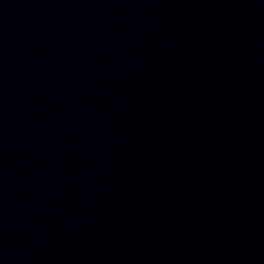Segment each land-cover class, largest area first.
<instances>
[{"label": "water", "instance_id": "obj_1", "mask_svg": "<svg viewBox=\"0 0 264 264\" xmlns=\"http://www.w3.org/2000/svg\"><path fill=\"white\" fill-rule=\"evenodd\" d=\"M0 264H264V0H0Z\"/></svg>", "mask_w": 264, "mask_h": 264}]
</instances>
